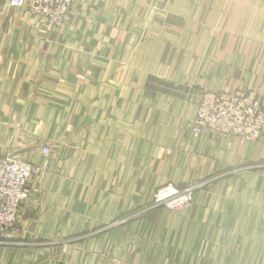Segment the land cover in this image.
Here are the masks:
<instances>
[{"label": "crops", "instance_id": "crops-1", "mask_svg": "<svg viewBox=\"0 0 264 264\" xmlns=\"http://www.w3.org/2000/svg\"><path fill=\"white\" fill-rule=\"evenodd\" d=\"M9 1L0 157L36 173L0 264H264V131H190L203 91L264 98V0H78L56 29ZM167 183L205 186L114 225Z\"/></svg>", "mask_w": 264, "mask_h": 264}, {"label": "built area", "instance_id": "built-area-1", "mask_svg": "<svg viewBox=\"0 0 264 264\" xmlns=\"http://www.w3.org/2000/svg\"><path fill=\"white\" fill-rule=\"evenodd\" d=\"M78 0H10L11 6L26 5L28 13L54 29L70 20L71 11ZM264 130V98L254 91L239 90L234 93L203 91L195 102V115L190 122L194 137L202 134L231 135L241 141L254 142ZM48 147L42 149L47 156ZM36 169L21 158L0 157V233L4 240L11 238L17 223L19 208L31 199L29 186ZM205 183L191 184L179 189L167 184L158 189L153 198L136 212L114 222L122 224L143 213L163 209L178 213L190 206L194 193Z\"/></svg>", "mask_w": 264, "mask_h": 264}, {"label": "rangeland", "instance_id": "rangeland-1", "mask_svg": "<svg viewBox=\"0 0 264 264\" xmlns=\"http://www.w3.org/2000/svg\"><path fill=\"white\" fill-rule=\"evenodd\" d=\"M263 131H264V130H263ZM259 137H260V136H259ZM256 141H257V140H256ZM242 142H244V141H242ZM245 142H246V141H245ZM254 142H255V141H254ZM167 184H169V183H167ZM167 184H166V185H167ZM170 184H171V183H170ZM164 186H165V185H164ZM174 186H175V185H174ZM162 187H163V186H162ZM162 187H160V188H162ZM175 187H176V186H175ZM160 188H159V189H160ZM177 188H178V187H177ZM183 188H185V187H183ZM179 189H182V188H179ZM197 191H198V190H196L195 193H196ZM156 192H157V191H156ZM156 192H155V193H156ZM195 193H194V194H195ZM153 196H154V195H153ZM152 198H153V197H152ZM152 198H151V199H152ZM149 202H150V201H149ZM155 210H157V209H155Z\"/></svg>", "mask_w": 264, "mask_h": 264}]
</instances>
